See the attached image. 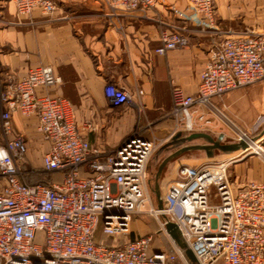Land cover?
<instances>
[{
  "label": "built area",
  "instance_id": "obj_1",
  "mask_svg": "<svg viewBox=\"0 0 264 264\" xmlns=\"http://www.w3.org/2000/svg\"><path fill=\"white\" fill-rule=\"evenodd\" d=\"M11 1L21 16L35 9L55 11L53 0ZM213 2L188 0L194 30L157 20L162 27L158 55L184 48L192 31L212 38L197 93L171 88L174 133L211 125L209 115L225 118L214 99L264 81V32L219 29ZM156 4L106 0L109 16L115 18L138 11L147 18ZM59 82L51 66H39L0 92L5 136L12 133V111L36 116L37 132L48 144L40 169L49 175L47 183H24L25 141L10 137L0 143V264H187L167 235L162 216L177 226L199 264H264V182L235 186L228 176L235 160L182 166L159 210L152 204L149 163L163 141L136 130L110 152L92 147L82 133L91 125L78 126L71 104L48 92ZM104 94L114 107L135 104L129 92L114 85H107ZM227 121L232 141L253 144L248 133ZM145 209L157 220L169 251L152 249L150 235L122 244L96 239L99 225L107 236L128 234L132 216Z\"/></svg>",
  "mask_w": 264,
  "mask_h": 264
},
{
  "label": "crops",
  "instance_id": "obj_2",
  "mask_svg": "<svg viewBox=\"0 0 264 264\" xmlns=\"http://www.w3.org/2000/svg\"><path fill=\"white\" fill-rule=\"evenodd\" d=\"M53 2L55 11L51 14L35 9L21 16L11 0H0V92L30 69L51 66L60 82L48 92L71 104L78 126L85 122L91 125L82 133L92 147L101 152L113 150L137 129L146 138L166 142L175 134L169 117L171 88L178 86L187 95L197 93L212 43L210 36L192 31L187 34L184 48L165 55L155 53L162 28L158 19L170 26L194 30L188 19V0H157L155 8L146 13L147 18L139 11L111 17L106 0ZM213 5L219 29L264 32V0H214ZM107 85L129 92L135 104L112 106L104 94ZM138 91L142 94L137 95ZM213 103L225 118L209 115L211 125L197 131L214 137L224 134L225 142H230L233 132L229 120L248 133L253 144L244 153L215 151L211 159L203 151L182 154L162 172V198L177 181L182 166L195 168L235 160L231 164L235 186L248 181L264 182V166L256 162L259 156L264 157V81L231 91ZM2 111L0 108V143L10 137L22 138L27 146V165L41 167L48 144L37 132L36 116L25 117L12 111V133L5 136ZM253 145L262 150L255 153L257 147L252 149ZM162 155L153 158L156 169L167 154Z\"/></svg>",
  "mask_w": 264,
  "mask_h": 264
},
{
  "label": "water",
  "instance_id": "obj_3",
  "mask_svg": "<svg viewBox=\"0 0 264 264\" xmlns=\"http://www.w3.org/2000/svg\"><path fill=\"white\" fill-rule=\"evenodd\" d=\"M224 139V134H219L217 137H214L205 131H178L158 148L153 158L157 159V156L161 153H166L167 155L158 165L156 172L154 173L153 184L150 189L155 195L157 209L161 210L163 207L159 179L164 168L172 160L180 157L184 153L193 151H203L205 156L208 159H211L213 158L215 151L230 155L235 153H244L250 148V145L242 140L225 142ZM196 141L202 143L195 144L194 142ZM161 221L167 235L178 249L185 262L187 264H199L177 226L169 221L165 216L161 217Z\"/></svg>",
  "mask_w": 264,
  "mask_h": 264
},
{
  "label": "rangeland",
  "instance_id": "obj_4",
  "mask_svg": "<svg viewBox=\"0 0 264 264\" xmlns=\"http://www.w3.org/2000/svg\"><path fill=\"white\" fill-rule=\"evenodd\" d=\"M137 130H140V129H137ZM158 141L160 142L163 140H158ZM164 143H165V141H163L161 143V145ZM255 146H257V145H255ZM255 146H252V147L254 148ZM158 148H157V150H158ZM255 150H256V151H254L255 153L258 152V150L260 152L262 150V148L257 147ZM110 151H112V150H106V152H110ZM156 151H155V153H156ZM154 154H153V156H154ZM162 154L165 155L166 153H161L158 156L160 157ZM153 156L151 157V160L149 163V168H150L149 169V187H150V189H151V186L153 184L154 173L156 172V168L153 165ZM256 162H258L259 165L264 166V157L259 156L256 159ZM231 168H232V165L229 166L228 176H229V180L231 182H234L233 173H231V171H232ZM20 179H21V181H23L26 184L47 183L49 180V175L43 173L41 171L40 167H33L29 163H28V165H27V163H25L24 166L22 167V170H21ZM2 182H3L2 178L0 177V186L3 184ZM151 198H152L153 206H156L157 205L156 198L152 192H151ZM146 210L147 209H145V212H143V213L135 214L132 216L131 222H130V229H129L128 234L117 235L115 237L114 236H107V235L103 234V232H102V225H99L97 227L96 233H95L96 239L100 240V241H104L107 244H112L113 242L122 244L126 240H133L135 238H139L140 236L150 235L153 237V248L152 249L156 250L157 247H161L164 250L169 249L168 241H167L166 237L164 236L163 232H161L159 230V224H158L157 220L152 215L148 214L146 212ZM154 245H156V248Z\"/></svg>",
  "mask_w": 264,
  "mask_h": 264
},
{
  "label": "bare ground",
  "instance_id": "obj_5",
  "mask_svg": "<svg viewBox=\"0 0 264 264\" xmlns=\"http://www.w3.org/2000/svg\"><path fill=\"white\" fill-rule=\"evenodd\" d=\"M253 146H255V145H253ZM258 146H259V145H258ZM258 146H255V148L258 147ZM259 147H260V146H259ZM252 149H254V148H252Z\"/></svg>",
  "mask_w": 264,
  "mask_h": 264
},
{
  "label": "trees",
  "instance_id": "obj_6",
  "mask_svg": "<svg viewBox=\"0 0 264 264\" xmlns=\"http://www.w3.org/2000/svg\"><path fill=\"white\" fill-rule=\"evenodd\" d=\"M156 247V245H154ZM167 251H169V249H167Z\"/></svg>",
  "mask_w": 264,
  "mask_h": 264
}]
</instances>
